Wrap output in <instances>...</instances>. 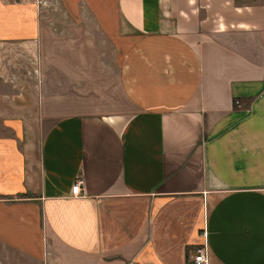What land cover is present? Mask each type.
I'll list each match as a JSON object with an SVG mask.
<instances>
[{
	"label": "crops",
	"instance_id": "obj_1",
	"mask_svg": "<svg viewBox=\"0 0 264 264\" xmlns=\"http://www.w3.org/2000/svg\"><path fill=\"white\" fill-rule=\"evenodd\" d=\"M60 1L0 0V253L264 264V3Z\"/></svg>",
	"mask_w": 264,
	"mask_h": 264
},
{
	"label": "rangeland",
	"instance_id": "obj_2",
	"mask_svg": "<svg viewBox=\"0 0 264 264\" xmlns=\"http://www.w3.org/2000/svg\"><path fill=\"white\" fill-rule=\"evenodd\" d=\"M20 1V0H17ZM32 1V0H31ZM36 3L40 4L42 20L49 26L53 28L60 29L61 24H70L71 22H81L82 18L80 15L72 17L66 12V4L60 0H33ZM241 3H264V0H240ZM102 6V2L100 3ZM111 4V3H110ZM108 4V5H110ZM76 5V4H75ZM78 6L85 7L83 1L79 2ZM111 7V6H109ZM85 22V21H84ZM64 31V27L60 32ZM99 34V33H98ZM129 45V40L127 41V47ZM0 264H29L24 261H21L17 256H12L9 254L0 253Z\"/></svg>",
	"mask_w": 264,
	"mask_h": 264
},
{
	"label": "built area",
	"instance_id": "obj_3",
	"mask_svg": "<svg viewBox=\"0 0 264 264\" xmlns=\"http://www.w3.org/2000/svg\"><path fill=\"white\" fill-rule=\"evenodd\" d=\"M83 180L79 179L74 186L72 187L71 193L73 197H79L82 195L83 192ZM202 237L204 238V244L202 247L197 248L194 251V256L192 257V264H207V237L208 233L207 230H203Z\"/></svg>",
	"mask_w": 264,
	"mask_h": 264
}]
</instances>
